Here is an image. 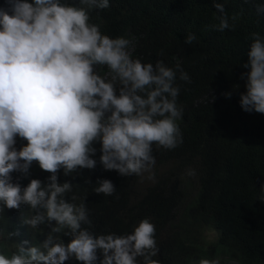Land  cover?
Listing matches in <instances>:
<instances>
[{
  "label": "clouds",
  "instance_id": "clouds-1",
  "mask_svg": "<svg viewBox=\"0 0 264 264\" xmlns=\"http://www.w3.org/2000/svg\"><path fill=\"white\" fill-rule=\"evenodd\" d=\"M6 3L7 9L0 7V214L26 204L40 211L21 217L22 223L34 230L46 221H55V226L40 244L24 240L10 255L0 252V264H64L69 258L95 264L98 251L100 264H138L137 258H143V264H159L153 259L159 251L155 226L148 219L131 234L89 231L82 227L92 224L86 204L65 199L72 184L58 182L57 173L63 169L68 176L77 168H94L96 161L90 157L98 141L105 170L122 176L148 172L154 179L152 145L173 149L182 143L176 73L162 61L153 66L133 59L127 51L129 40L110 38L89 23V10L108 8L109 0H80L87 7L62 0ZM215 8L221 14L217 30L233 27L224 4L215 3ZM194 40L189 34L185 43ZM98 65L107 67L110 78L97 73ZM244 66L250 70L244 74L247 91L240 95V106L264 114V39L259 33H252ZM180 79L189 81V76L181 70ZM17 136L27 141L19 150L14 147ZM33 161L51 174L48 183L31 179L23 188L13 183L11 173L27 174ZM97 185V194L115 192L110 180ZM53 233L70 239L65 243ZM6 235L11 239L19 233ZM199 264L219 261L201 259Z\"/></svg>",
  "mask_w": 264,
  "mask_h": 264
},
{
  "label": "trees",
  "instance_id": "trees-1",
  "mask_svg": "<svg viewBox=\"0 0 264 264\" xmlns=\"http://www.w3.org/2000/svg\"><path fill=\"white\" fill-rule=\"evenodd\" d=\"M62 3L87 7L80 0ZM215 3L224 4L233 27L217 30L221 14ZM0 7H9L6 0H0ZM257 8H264V0H109L108 8L89 10V23L98 25L102 34L129 40L133 59L153 66L162 61L176 73L182 143L173 149L152 145L154 179L148 172L122 176L105 170L98 141L90 157L96 161L94 168H77L68 176L59 170L58 182L72 184L65 199L86 204L92 224L82 227L95 234H131L148 219L155 226L159 251L153 259L159 264H199L201 259L264 264V114L244 111L239 102L247 91L244 74L250 69L244 65L252 33L264 39V11ZM189 34L196 36L191 44L185 43ZM181 70L189 81L180 79ZM96 71L110 78L106 66L98 65ZM26 143L17 136L14 147L19 150ZM50 175L35 161L27 174L11 173L21 188L31 179L47 184ZM103 179L115 188L110 196L94 192ZM37 211L24 204L0 214V252L10 255L15 244L27 240L37 245L46 239L55 221L35 230L22 223L21 217ZM17 231L19 235L7 239V232ZM56 235L65 243L70 239ZM97 257L95 264H100V251ZM137 259L143 264V258ZM64 264L82 262L69 258Z\"/></svg>",
  "mask_w": 264,
  "mask_h": 264
}]
</instances>
